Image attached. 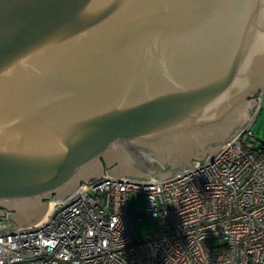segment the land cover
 Segmentation results:
<instances>
[{"label": "water", "instance_id": "obj_1", "mask_svg": "<svg viewBox=\"0 0 264 264\" xmlns=\"http://www.w3.org/2000/svg\"><path fill=\"white\" fill-rule=\"evenodd\" d=\"M263 100L264 0H0V216L194 168Z\"/></svg>", "mask_w": 264, "mask_h": 264}, {"label": "built area", "instance_id": "obj_2", "mask_svg": "<svg viewBox=\"0 0 264 264\" xmlns=\"http://www.w3.org/2000/svg\"><path fill=\"white\" fill-rule=\"evenodd\" d=\"M211 159L165 179L84 182L49 214L19 228L0 216V264H264V153L252 128ZM139 193L144 207L130 211ZM157 220L138 239L143 216Z\"/></svg>", "mask_w": 264, "mask_h": 264}, {"label": "rangeland", "instance_id": "obj_3", "mask_svg": "<svg viewBox=\"0 0 264 264\" xmlns=\"http://www.w3.org/2000/svg\"><path fill=\"white\" fill-rule=\"evenodd\" d=\"M260 95H258L259 98ZM258 105L255 106L253 111L251 112L250 116H252L257 109ZM242 128V127H241ZM240 128V130H241ZM239 130V131H240ZM253 133L255 134L256 138L258 139L259 143L264 144V100L261 102V106L255 121V124L252 128ZM227 142V141H226ZM209 155V153L206 154V157ZM194 158H192V161ZM110 170L109 168L106 169L105 174H107V171ZM145 174H149L145 172ZM150 176L152 174H149ZM51 199H54V194H52ZM48 199L47 202H51L52 200ZM144 207V198L139 193H133L130 196V211L131 213H136L138 209H142ZM7 211V210H5ZM157 229V220L153 219L149 216H143L142 223H138L135 228V235L138 239H142L148 236H151L155 233Z\"/></svg>", "mask_w": 264, "mask_h": 264}, {"label": "flooded vegetation", "instance_id": "obj_4", "mask_svg": "<svg viewBox=\"0 0 264 264\" xmlns=\"http://www.w3.org/2000/svg\"><path fill=\"white\" fill-rule=\"evenodd\" d=\"M104 165L106 166V162H104ZM133 167H135V168H139V165H142V167H141V169L143 170V171H147V168H145V165L142 163V164H139L137 161H133ZM106 168V167H105ZM112 168H114V167H112Z\"/></svg>", "mask_w": 264, "mask_h": 264}, {"label": "trees", "instance_id": "obj_5", "mask_svg": "<svg viewBox=\"0 0 264 264\" xmlns=\"http://www.w3.org/2000/svg\"><path fill=\"white\" fill-rule=\"evenodd\" d=\"M261 147H263V153H264V144L263 143H261Z\"/></svg>", "mask_w": 264, "mask_h": 264}, {"label": "bare ground", "instance_id": "obj_6", "mask_svg": "<svg viewBox=\"0 0 264 264\" xmlns=\"http://www.w3.org/2000/svg\"><path fill=\"white\" fill-rule=\"evenodd\" d=\"M240 131H241V130H240ZM240 131H238L236 134H238ZM236 134H235V135H236ZM235 135H234V136H235ZM234 136H233V137H234ZM233 137H232V138H233ZM46 216H47V215H46Z\"/></svg>", "mask_w": 264, "mask_h": 264}]
</instances>
